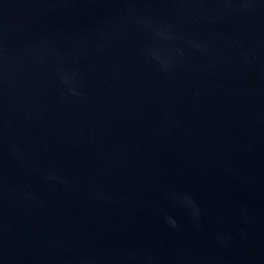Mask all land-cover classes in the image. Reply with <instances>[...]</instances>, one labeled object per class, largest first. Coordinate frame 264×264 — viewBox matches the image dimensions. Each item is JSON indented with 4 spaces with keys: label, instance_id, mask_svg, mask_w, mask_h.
I'll return each instance as SVG.
<instances>
[{
    "label": "water",
    "instance_id": "obj_1",
    "mask_svg": "<svg viewBox=\"0 0 264 264\" xmlns=\"http://www.w3.org/2000/svg\"><path fill=\"white\" fill-rule=\"evenodd\" d=\"M0 264H264V0H0Z\"/></svg>",
    "mask_w": 264,
    "mask_h": 264
}]
</instances>
